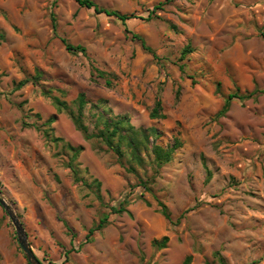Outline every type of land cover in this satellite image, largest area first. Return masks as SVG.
Masks as SVG:
<instances>
[{
	"label": "rangeland",
	"instance_id": "1",
	"mask_svg": "<svg viewBox=\"0 0 264 264\" xmlns=\"http://www.w3.org/2000/svg\"><path fill=\"white\" fill-rule=\"evenodd\" d=\"M92 1L136 18L123 25L74 0H0V193L33 253L42 264H181L187 256L191 264H219L215 252L224 264H264V94L233 100L215 118L235 85L241 93L264 90V0H173L160 10L154 6L166 0ZM126 31L142 37L156 58ZM61 39L84 46L87 57L69 54ZM186 46L192 53L180 61ZM91 65L113 76L110 87L91 77ZM37 72V83L13 90ZM48 89L67 103L84 93L90 131L99 111L92 105L101 102L136 128L158 130L156 143L164 148L179 139L170 162L137 169L139 178L153 181L151 193L113 153L85 141L65 114L56 113L41 94ZM157 99L165 118L151 120ZM49 118L55 137L83 148L80 176L101 183L106 206L73 183L61 145L21 124ZM123 199L129 214L111 215L85 243L107 206ZM156 199L174 222L189 212L171 225ZM164 236L166 247L154 250L152 241ZM0 264H28L1 206Z\"/></svg>",
	"mask_w": 264,
	"mask_h": 264
},
{
	"label": "trees",
	"instance_id": "2",
	"mask_svg": "<svg viewBox=\"0 0 264 264\" xmlns=\"http://www.w3.org/2000/svg\"><path fill=\"white\" fill-rule=\"evenodd\" d=\"M78 6L85 8L87 10H93L97 14H105L109 17H114L118 19L123 25L125 22L136 18L134 15L121 14L114 10H109L105 8L99 7L92 0H74ZM173 0H166L163 3H159L154 6V10H160L165 5L171 3ZM51 19L53 22V30H55V17L54 14H51ZM131 39L138 41L143 49V51L152 55L153 58H156L154 51L148 47L142 37L139 35L130 33ZM261 38L264 41V34H261ZM61 43L64 46L65 50L72 55H82L87 57V50L84 46L81 45H72L67 40L61 39ZM192 53V49L189 46H186L182 52L180 61L184 60V58ZM184 64L178 65V68L181 72L184 71ZM97 77L102 80H105V86L110 87L112 82L111 79L113 76L104 71L99 70L94 65H91V77ZM40 78V74L37 72L33 77L24 78L17 82L14 85L13 90H20L24 88L27 84H35ZM54 89L43 90L41 92L42 96L46 99L50 100L51 105L55 109L57 114H65L71 123L73 124L75 130L79 132L85 141H95L103 145L106 150L110 151L117 157V162L119 165L130 174L136 176L139 180L138 186H140L143 191L151 193L150 185L152 184V180H143L139 178L138 168L143 169L145 164L154 165L155 168H160L162 165L171 161L173 154L175 151L181 146V143L178 138L173 139V143L171 145L166 146L165 148L158 145L156 140L161 136V133L155 128H136L134 127L129 118L127 116H114L111 114V111L101 107L100 103L93 104L92 108H95L98 111L97 115H95V130L90 131L85 122V109L89 104V101L86 99L84 93L77 94L76 98L72 100L70 103H67L64 100H61L60 97L53 95ZM216 95H220L221 88L220 84H216L215 88ZM264 94V90H260L258 88H254L252 91H245L241 93L240 89L235 85V91L233 93L228 94L223 101V105L220 110L216 113L215 118L223 117L233 100H238L241 102L248 100H256L259 96ZM39 118V115H35ZM149 118L151 120L164 119L165 115L162 113V104L159 99L154 102V106L149 112ZM54 122V118H49L45 122L37 125L36 123H26L24 121L21 122L23 127H32L36 131L40 132L42 137L46 142H49L56 147L61 145L62 149L68 153V160L65 164V167L70 171L71 178L74 184L81 183L82 186L87 187L92 190L95 198L103 207L106 206L100 195V187L101 183L95 179L91 178V181L88 182L85 178L80 176L79 163L77 162L79 155L83 151V148L78 146L74 147L71 144L65 142L60 137H55L52 134L51 125ZM147 155H152V159L147 160ZM154 168V170H156ZM147 206L149 203L144 201ZM128 199H123L117 202L113 206H107L108 211L103 212L98 219V222L93 224L87 231V235L85 237V243L91 241L94 233L101 231L109 222V218L111 215H120V214H129L127 207L129 205ZM157 206L159 208V213L161 216L169 222V224L174 225L178 224L182 218L189 212V210L184 211L180 217L174 222L171 218V215L168 211V208L164 205L163 202L156 199ZM65 227L70 232V228L65 224ZM169 239L167 236L162 237L161 239H154L151 243V246L154 250L164 249L168 243ZM213 258L219 264H224V259L220 255L219 252L213 253ZM191 257L187 256L181 264H191ZM214 264V263H208Z\"/></svg>",
	"mask_w": 264,
	"mask_h": 264
},
{
	"label": "water",
	"instance_id": "3",
	"mask_svg": "<svg viewBox=\"0 0 264 264\" xmlns=\"http://www.w3.org/2000/svg\"><path fill=\"white\" fill-rule=\"evenodd\" d=\"M0 206L3 211L6 213L7 217L9 218L10 222L12 223L16 235V239L20 249L22 250L27 263L28 264H42L39 259L35 256L32 249L29 246L27 241V235L25 233L24 227L22 222L20 221L19 217L10 206V204L4 199V197L0 193Z\"/></svg>",
	"mask_w": 264,
	"mask_h": 264
}]
</instances>
